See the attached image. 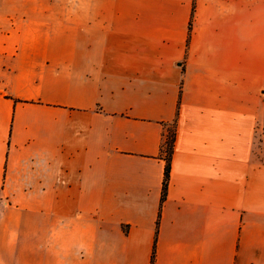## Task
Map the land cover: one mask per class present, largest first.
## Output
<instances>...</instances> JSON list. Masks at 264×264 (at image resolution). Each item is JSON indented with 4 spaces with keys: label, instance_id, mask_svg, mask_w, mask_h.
Listing matches in <instances>:
<instances>
[{
    "label": "crops",
    "instance_id": "crops-1",
    "mask_svg": "<svg viewBox=\"0 0 264 264\" xmlns=\"http://www.w3.org/2000/svg\"><path fill=\"white\" fill-rule=\"evenodd\" d=\"M154 246L264 264V0H0V264Z\"/></svg>",
    "mask_w": 264,
    "mask_h": 264
},
{
    "label": "trees",
    "instance_id": "trees-1",
    "mask_svg": "<svg viewBox=\"0 0 264 264\" xmlns=\"http://www.w3.org/2000/svg\"><path fill=\"white\" fill-rule=\"evenodd\" d=\"M191 28H192V23H190V26H189L188 43H189V40L191 37V30H192ZM176 124H177V122L175 121L173 130L168 129V131L166 132L164 143H163V148H162V153H161L162 159H164L166 162L165 174H164V180H163V186H162L161 204H163L165 202V200L167 199L169 180H170V172H171V162H172V158H173V154H174V147H175ZM157 224L159 225V220H158ZM155 246H154L151 264H154V262H155Z\"/></svg>",
    "mask_w": 264,
    "mask_h": 264
},
{
    "label": "rangeland",
    "instance_id": "rangeland-1",
    "mask_svg": "<svg viewBox=\"0 0 264 264\" xmlns=\"http://www.w3.org/2000/svg\"><path fill=\"white\" fill-rule=\"evenodd\" d=\"M173 128H174V125H172V126L169 128V130H173ZM259 138H260L261 140H263V138H262V134L259 135Z\"/></svg>",
    "mask_w": 264,
    "mask_h": 264
}]
</instances>
